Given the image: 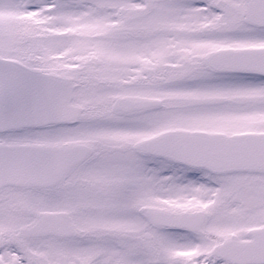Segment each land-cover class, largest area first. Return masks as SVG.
Listing matches in <instances>:
<instances>
[{"label":"snow or ice","instance_id":"6c2138e0","mask_svg":"<svg viewBox=\"0 0 264 264\" xmlns=\"http://www.w3.org/2000/svg\"><path fill=\"white\" fill-rule=\"evenodd\" d=\"M0 264H264V0H0Z\"/></svg>","mask_w":264,"mask_h":264}]
</instances>
